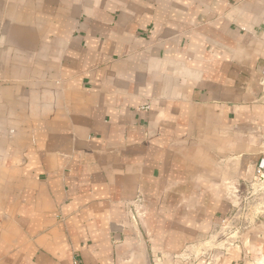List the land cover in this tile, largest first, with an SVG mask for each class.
<instances>
[{"label":"crops","instance_id":"obj_1","mask_svg":"<svg viewBox=\"0 0 264 264\" xmlns=\"http://www.w3.org/2000/svg\"><path fill=\"white\" fill-rule=\"evenodd\" d=\"M263 70L264 0H0V264H264Z\"/></svg>","mask_w":264,"mask_h":264},{"label":"rangeland","instance_id":"obj_2","mask_svg":"<svg viewBox=\"0 0 264 264\" xmlns=\"http://www.w3.org/2000/svg\"><path fill=\"white\" fill-rule=\"evenodd\" d=\"M256 183L258 186L253 189L250 188V191L238 188L234 191V195L230 196L234 204L233 213L215 232L212 231L209 236H206L207 238H204L202 245L204 253H223L234 248L246 250L256 236L260 222L263 221L260 215V206L264 202V184L260 180ZM138 205H142L138 212L129 209L128 221H135L141 236L146 237L140 225V221L145 222L147 220L148 202L146 198L141 197ZM193 252L189 250L188 254ZM166 263L169 264L168 261ZM172 264H195V261L190 259L187 261L177 260Z\"/></svg>","mask_w":264,"mask_h":264},{"label":"water","instance_id":"obj_3","mask_svg":"<svg viewBox=\"0 0 264 264\" xmlns=\"http://www.w3.org/2000/svg\"><path fill=\"white\" fill-rule=\"evenodd\" d=\"M131 222V224L133 225V227H131V230L135 233V234H137L138 236H140V237H142L141 236V232H139L138 231V229H137V227H136V222L135 221H130Z\"/></svg>","mask_w":264,"mask_h":264},{"label":"built area","instance_id":"obj_4","mask_svg":"<svg viewBox=\"0 0 264 264\" xmlns=\"http://www.w3.org/2000/svg\"><path fill=\"white\" fill-rule=\"evenodd\" d=\"M262 76H263V78H264V70H263V72H262ZM264 169V164H261L260 166H259V170H258V174H259V177L260 178H262L263 176H262V170Z\"/></svg>","mask_w":264,"mask_h":264}]
</instances>
